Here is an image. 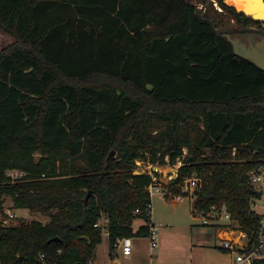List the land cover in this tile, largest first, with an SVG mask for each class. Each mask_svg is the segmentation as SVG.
<instances>
[{"label":"trees","instance_id":"obj_1","mask_svg":"<svg viewBox=\"0 0 264 264\" xmlns=\"http://www.w3.org/2000/svg\"><path fill=\"white\" fill-rule=\"evenodd\" d=\"M205 16L192 0H0L14 39L0 50V211L7 197L49 218L0 223V264H88L103 218L109 255L116 239L147 238L153 180L137 162L180 161L172 184L201 178L193 212L224 208L260 246L248 174L264 161V71Z\"/></svg>","mask_w":264,"mask_h":264},{"label":"rangeland","instance_id":"obj_2","mask_svg":"<svg viewBox=\"0 0 264 264\" xmlns=\"http://www.w3.org/2000/svg\"><path fill=\"white\" fill-rule=\"evenodd\" d=\"M192 2H193V4L196 5L200 15H202V14L206 15L205 17L207 19L214 22L215 26L217 27L216 28L217 30L228 29L229 26L227 24H228L229 20H227V18H225V16L220 15V9L215 3H212V8H208L209 3L207 5L203 4L202 0H192ZM203 6L205 8H207L206 12H205ZM219 34H222V33L219 32ZM229 34H230L231 39H233L235 37L234 33L231 32ZM223 36H225V34ZM13 42H14L13 38H11L10 36H8V35H6L0 31V50H2L3 48H5L11 44H13ZM180 165H181L180 161L179 162L175 161L174 164H170L167 162L164 165H160V164H156V165L155 164L154 165L148 164V165H146V164H143L141 162H138L137 166L139 168L137 170L140 171L141 173H147V171L149 169L148 167L149 166L153 167L152 168V169H154L153 175L155 176L157 183L161 184V185H159L160 186L159 188H162L164 190H168L167 186L173 183L172 179H173L174 175L176 174L177 168L180 167ZM159 195L160 194H158V193H154L151 196V221L155 225L154 228L156 230V238L159 240L160 235H162V233H163V235H165V237H167L168 239H173V235L176 239H182L184 236L187 235L189 228H191V224L190 223L180 224L177 220L173 221V219L171 218V214L179 215L178 218H181V219L183 217H186L185 213H187V211H189V206L191 203L189 204V201L185 200L182 203L171 204V203H169L170 201L167 200L166 203L168 206L167 205L164 206L161 202L162 200L159 198ZM7 209H9L13 213V215L15 216V218L11 219L9 222L11 225H16L21 221H25V222L38 221L42 224H47L49 222L48 217L43 216L39 213H31L30 211L28 212L26 210H20V209L16 210L15 208H13V203H12L11 199L5 197L3 199V211H5ZM174 209H176V210H174ZM3 211L0 212V220L5 218V214ZM153 211H155V214H157V215L158 214L162 215L163 219H159V221H158L155 217H153ZM257 211L259 213L264 212L263 208H261V207H258ZM185 220H186V218H185ZM100 224L103 225V222L100 221ZM142 224H143V221L141 219H137V218L135 219V221L133 223V225H135L137 227L142 225ZM233 224L235 225L236 222H233ZM162 228H165V231L162 230ZM162 231H164V232H162ZM211 233H214V232L211 231ZM102 235L104 236L105 233L102 232ZM215 241H216V244L218 246L219 241L218 240H215ZM148 245H149L148 238H143V239L132 238V255H133V258L135 259V264H146L149 261L150 255H155L158 253V249H156L153 254H149ZM262 247H263L262 248L263 251H261L260 254H261V256H264V244ZM108 249H109L108 248V241L103 240V242H101V245L96 248L95 254L88 264H92L94 262H96L97 264H107V260H110ZM114 251L116 252V254H118V257H119V259H121V261L119 263L118 262L112 263L113 258H111L112 260H111L110 264H127V263L122 261L123 256L119 254V252H120L119 248H116L115 250L113 249V251L111 252V257L114 256ZM167 257H169V256L167 255ZM261 258H264V257H261Z\"/></svg>","mask_w":264,"mask_h":264},{"label":"crops","instance_id":"obj_3","mask_svg":"<svg viewBox=\"0 0 264 264\" xmlns=\"http://www.w3.org/2000/svg\"><path fill=\"white\" fill-rule=\"evenodd\" d=\"M217 30V29H216ZM138 163V162H137ZM140 171L136 170V174H139ZM141 174V172H140ZM175 176V175H174ZM174 178V177H173ZM159 198L162 200V204L164 206L167 205L166 201H170L169 203H182L185 200L189 201V211L185 213L186 217L178 218L179 215L171 214V218L173 221H178L180 224H191V228L186 236L182 239H176L173 235V239H168L165 235H160V239H157V247L154 250L150 249V244L148 245L149 254H153L156 249H158V253L155 255L149 256V261L146 264H233V257L228 252L221 250L220 245L222 240L225 238H230L233 241L240 242L241 245L247 248L249 240L245 233H243L240 229H238L237 225L233 224V220L228 222L226 219H213L209 226H202L200 220L195 216V213L192 210L193 203L188 198H182L181 200L172 199L169 200L168 198H164L162 195H159ZM150 203H151V196H150ZM168 206V205H167ZM19 210V209H16ZM26 210V209H20ZM176 210V209H174ZM28 211V210H26ZM29 212V211H28ZM153 217H155L158 221L159 219H163L162 215L155 214L153 211ZM150 218H151V204H150ZM178 218V219H177ZM186 218V220H185ZM105 218L101 219L100 221L103 222V227H106L107 222L105 223ZM135 221V220H134ZM134 221L132 222V229L136 231L140 226L133 225ZM100 223V222H99ZM165 231V228H162ZM162 231V232H164ZM213 231L214 233H211ZM102 232L104 230L102 229ZM138 239H143L145 237H134ZM103 240L108 241L107 232L105 235H102V242ZM218 240V246L216 241ZM109 243V241H108ZM220 244V245H219ZM101 243L97 246L99 247ZM263 246V245H262ZM259 248L258 253L260 254L263 251V247ZM96 247V248H97ZM109 248V244H108ZM109 253V249H108ZM95 254V253H94ZM256 256V259L264 257L260 255ZM167 255L169 257H167ZM111 258H113V262H120L118 256L114 255L111 257L109 255V259L107 260V264H110ZM123 262L129 264H135V259L133 255L129 257H123ZM96 263V262H94ZM97 264V263H96Z\"/></svg>","mask_w":264,"mask_h":264},{"label":"built area","instance_id":"obj_4","mask_svg":"<svg viewBox=\"0 0 264 264\" xmlns=\"http://www.w3.org/2000/svg\"><path fill=\"white\" fill-rule=\"evenodd\" d=\"M148 168L149 169L146 174H148L153 180V183L150 184L147 188V191L150 196H152L154 193H158L162 195L164 198L165 197L168 198L169 200L172 199L181 200L182 198H188L190 201H192V203L195 201L196 192L201 187L200 177L193 175L192 177L188 179H184L182 182L176 185L174 184L168 185L167 186L168 190H164L162 188H159L160 187L159 185L161 184L157 183L156 178L153 175L154 172V169H152L153 167L149 166ZM177 170L172 180H174L177 177ZM6 176L13 183L17 180L22 179L24 174L22 172L13 170L6 173ZM248 184L254 189V191L257 194V196L251 199L250 207H251V211L260 217L259 229H258V239L260 246L248 248L247 245L246 248L244 247V245H241L240 242L238 241H233L230 238H226V239L224 238L222 240L220 248L221 250L228 252L229 254L232 255L233 264H253L254 260L256 259V256L258 255L259 248H261V246L264 244V212L259 213L257 211L258 207H261L264 210V161L260 163L258 168L249 172ZM170 188L179 189L180 194L178 195L172 194ZM3 212L5 214V218L0 220V223L4 226H10L11 224L9 222L11 219L15 218V216L9 209ZM138 214H139L138 210L134 211V215H138ZM147 214L149 216V219L147 221V228H148L147 238L149 240L150 249L154 250L157 247V238H156V230L154 228L155 225L150 218V207L147 208ZM195 216L200 220L202 226H209L211 220L213 219L224 218L228 222L231 221L229 214L225 211L224 208L220 210H216L213 208L206 214L198 213L195 214ZM106 222L107 220H105V223ZM94 227H101L105 233L107 232L106 227L105 226L103 227L100 223L95 224ZM116 248L120 249L119 252L120 255H122L123 257H129L132 253V238L116 239L113 245V249L115 250ZM114 255L118 256V254H116L115 251H114ZM92 264H96V263H92Z\"/></svg>","mask_w":264,"mask_h":264},{"label":"water","instance_id":"obj_5","mask_svg":"<svg viewBox=\"0 0 264 264\" xmlns=\"http://www.w3.org/2000/svg\"><path fill=\"white\" fill-rule=\"evenodd\" d=\"M208 3H213V0H209L206 5ZM239 4L244 6L246 9H250V6L253 7V5H250L253 3H247L242 0H239ZM236 11L242 12L246 16H249L252 20L264 22L263 0H259L258 5H255V10H251V13L249 12L247 14L244 11ZM227 25L229 26L228 29L216 30V33L221 32L223 35L225 34L224 37L231 44L233 53L236 56L251 62L256 67L264 71V30L253 26L240 27L233 20H229ZM231 32L236 35L233 39L230 38L229 33ZM113 154L114 152L111 151L108 158H111ZM90 195L91 191H89L85 196L84 202H87ZM57 240V238L53 239V241Z\"/></svg>","mask_w":264,"mask_h":264},{"label":"bare ground","instance_id":"obj_6","mask_svg":"<svg viewBox=\"0 0 264 264\" xmlns=\"http://www.w3.org/2000/svg\"><path fill=\"white\" fill-rule=\"evenodd\" d=\"M242 1H246L247 3H253L250 5H253V7H249L250 9H246L244 6L239 4V0H225V3L231 6H234L236 10L238 11H244L245 13H251L252 11L255 10V5H258L259 0H242ZM252 10V11H251Z\"/></svg>","mask_w":264,"mask_h":264},{"label":"flooded vegetation","instance_id":"obj_7","mask_svg":"<svg viewBox=\"0 0 264 264\" xmlns=\"http://www.w3.org/2000/svg\"><path fill=\"white\" fill-rule=\"evenodd\" d=\"M250 27V26H249ZM258 29H261V28H258ZM236 36V35H235Z\"/></svg>","mask_w":264,"mask_h":264}]
</instances>
